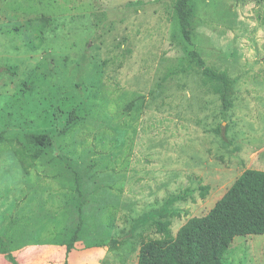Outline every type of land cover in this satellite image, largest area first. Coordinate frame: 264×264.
I'll use <instances>...</instances> for the list:
<instances>
[{
    "label": "rangeland",
    "instance_id": "rangeland-1",
    "mask_svg": "<svg viewBox=\"0 0 264 264\" xmlns=\"http://www.w3.org/2000/svg\"><path fill=\"white\" fill-rule=\"evenodd\" d=\"M178 1L0 0V264H64L80 208L69 263L137 264L164 214L175 236L264 170V0H188L191 42ZM225 264H264V235Z\"/></svg>",
    "mask_w": 264,
    "mask_h": 264
},
{
    "label": "trees",
    "instance_id": "trees-1",
    "mask_svg": "<svg viewBox=\"0 0 264 264\" xmlns=\"http://www.w3.org/2000/svg\"><path fill=\"white\" fill-rule=\"evenodd\" d=\"M176 12L182 35L187 42H191L192 11L188 0H179L176 4ZM191 56L199 61L205 76L222 84L224 90L222 109L223 114H226L230 78L206 68L205 62L196 51H192ZM26 141L37 147L35 153L30 155L33 161L39 159L44 149H51L53 145L49 134H29ZM76 189L82 196L77 173ZM209 192L210 186H200L201 199H205ZM78 214L79 224L65 244L64 264H70L69 255L74 251L79 240L83 225L81 208ZM173 215L177 214H164L163 218L155 223L160 237L141 244L137 264H225V257L236 237L264 235V170L246 169L205 216L189 219L175 236L172 233L171 222L163 220ZM0 246L4 255H10L6 242L1 236ZM13 258L9 256L11 261H14Z\"/></svg>",
    "mask_w": 264,
    "mask_h": 264
},
{
    "label": "crops",
    "instance_id": "crops-1",
    "mask_svg": "<svg viewBox=\"0 0 264 264\" xmlns=\"http://www.w3.org/2000/svg\"><path fill=\"white\" fill-rule=\"evenodd\" d=\"M60 250H62V252L64 250L66 251L65 247H62V246L60 247ZM60 250H58V252H60ZM71 255H72V253L69 255V259H70ZM86 262H87V259L84 258L83 261L81 262V264H87ZM32 264H40V263L38 261L33 260ZM62 264H63V261H62ZM70 264H72V262Z\"/></svg>",
    "mask_w": 264,
    "mask_h": 264
}]
</instances>
